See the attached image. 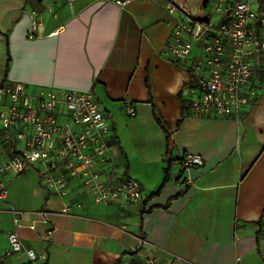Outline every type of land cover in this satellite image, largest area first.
Returning a JSON list of instances; mask_svg holds the SVG:
<instances>
[{
	"label": "crops",
	"instance_id": "crops-1",
	"mask_svg": "<svg viewBox=\"0 0 264 264\" xmlns=\"http://www.w3.org/2000/svg\"><path fill=\"white\" fill-rule=\"evenodd\" d=\"M172 2L178 11H168L166 0L124 7L116 0H0V83L7 40L4 85L21 83L29 94L91 92L111 124L110 158L94 169L114 168L138 181L142 193L133 206L97 203L81 192L78 179L66 195L49 194L34 165L3 175L8 194L0 203V252L14 229L9 206L20 211L23 250L2 264H135L146 253L159 264H236L238 258L264 264V80L238 115H185L198 50L176 61L165 46L177 21L208 19L211 9L208 0ZM0 97L7 105V96ZM17 130L10 138L0 134V163L22 149ZM186 153L200 155L202 164L174 166ZM63 205L71 214H50L49 223L37 214ZM27 249L46 258L32 261Z\"/></svg>",
	"mask_w": 264,
	"mask_h": 264
},
{
	"label": "built area",
	"instance_id": "built-area-1",
	"mask_svg": "<svg viewBox=\"0 0 264 264\" xmlns=\"http://www.w3.org/2000/svg\"><path fill=\"white\" fill-rule=\"evenodd\" d=\"M131 1L134 0H116V4L124 7ZM208 3L210 18L195 20L186 15L174 24L164 53L171 60L183 61L190 57L194 46L198 50L190 65L188 95L183 102L185 115L226 118L238 115L259 93V76L264 73V0ZM165 5L170 12L178 11L172 0H166ZM0 94L8 98L7 105L0 104V134L10 138L12 130L19 126L15 139L23 145L0 163V203L8 194L3 175H18L33 165L37 167L40 185L49 194L66 195L69 182L78 179L81 192L91 195L94 202L127 200L135 204L141 200V186L135 179L114 168L107 172L94 169L97 163L110 158L107 138L111 124L91 92L42 88L29 94L23 84L16 83L0 88ZM63 112L66 118L60 120ZM202 162L200 155L186 153L174 166L188 169ZM7 211L12 214L14 229L7 233L8 244L0 252V264L23 250L16 231L22 226L20 211L10 206ZM37 214L43 223H49L48 215H70L71 208L63 205L56 211L41 210ZM29 227L33 229L34 225ZM51 232L47 229L43 240L47 241ZM140 241L147 243L145 239ZM25 252L32 261L46 258L32 249ZM135 264L159 261L146 253ZM236 264H241L239 258Z\"/></svg>",
	"mask_w": 264,
	"mask_h": 264
},
{
	"label": "trees",
	"instance_id": "trees-1",
	"mask_svg": "<svg viewBox=\"0 0 264 264\" xmlns=\"http://www.w3.org/2000/svg\"><path fill=\"white\" fill-rule=\"evenodd\" d=\"M6 55H7V57H6L5 66H4V73H3L4 78H3L2 82L0 83V88H2L3 86H5L4 84L6 82V75H7V71H8V67H9V62H10V55H9V52H8V42H7V40H6ZM259 77H260V79H263L264 80V73H260V76ZM167 178H168V172L165 171V178H164L163 181H166ZM181 193H182V191H179L177 193V195H180Z\"/></svg>",
	"mask_w": 264,
	"mask_h": 264
},
{
	"label": "rangeland",
	"instance_id": "rangeland-1",
	"mask_svg": "<svg viewBox=\"0 0 264 264\" xmlns=\"http://www.w3.org/2000/svg\"><path fill=\"white\" fill-rule=\"evenodd\" d=\"M191 12V11H190ZM193 12H195V10H192V13ZM126 201V203H128L130 206H133L132 204H134V203H131L130 201H127V200H125Z\"/></svg>",
	"mask_w": 264,
	"mask_h": 264
}]
</instances>
